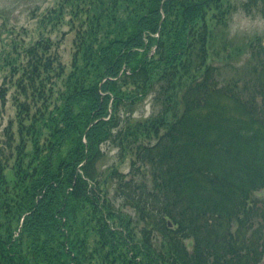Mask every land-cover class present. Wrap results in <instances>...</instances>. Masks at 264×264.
Returning a JSON list of instances; mask_svg holds the SVG:
<instances>
[{
    "label": "trees",
    "instance_id": "1",
    "mask_svg": "<svg viewBox=\"0 0 264 264\" xmlns=\"http://www.w3.org/2000/svg\"><path fill=\"white\" fill-rule=\"evenodd\" d=\"M228 4H60L51 19L67 14L76 33L73 67L49 85L60 59L46 41L25 51L36 115L24 127L17 101L18 124L36 150L16 151L4 130L0 264H264V95L212 80L210 59L233 53L209 54L208 23L226 27ZM146 101L151 115L135 117ZM108 144L131 156L129 174L119 156L102 163Z\"/></svg>",
    "mask_w": 264,
    "mask_h": 264
},
{
    "label": "rangeland",
    "instance_id": "2",
    "mask_svg": "<svg viewBox=\"0 0 264 264\" xmlns=\"http://www.w3.org/2000/svg\"><path fill=\"white\" fill-rule=\"evenodd\" d=\"M63 1L0 0V147L9 146L10 140L5 138L4 130L11 126L16 136L13 145V147L17 146L16 151L18 149L32 153L36 150L29 141L21 140L20 125L18 124L17 101L25 103V106L30 110V115H26L21 120L24 122V127L27 128L30 123H34L36 115V108L31 106V100L34 101V99L30 95L29 82L25 80L24 76L27 66L25 51L37 47L40 42L44 41L45 43L47 40L46 48H50L48 54L57 56V59L63 62L64 74L61 73L62 68L59 69L55 65L52 69L59 75H53L54 79L49 81V85H58L61 81L60 77L66 78L67 74L71 73L69 71L75 54L73 44L76 33L74 30H70L71 27H68V17L64 18L61 22L62 27L59 28L51 19H56L57 14H50L51 8ZM262 1L229 0V4L224 10L229 13L226 27L216 26L217 23L214 20L208 23L213 27L214 32L209 54L215 55L216 52H220V56H222L226 54V51L233 53L228 66L221 60L210 59L215 66L221 68V74L215 76V79L211 78L213 85L225 83L232 87L236 83L238 88L231 90L238 93L237 98L243 97L244 99L248 94L255 92H259L260 96L264 95V85L258 81L260 77H264V73L254 72V70L256 71L255 67L264 66V6ZM214 28H216L215 31ZM158 36L156 35V37ZM14 38L17 41L15 45H12ZM224 40H226V47L228 48L230 45L232 51L225 48L221 51ZM252 49L257 51L253 54ZM41 52L43 53V51ZM40 53H38L39 57ZM43 57L46 58L45 55ZM257 76V81H254ZM246 86L248 87L246 88ZM22 89H25L28 94H24ZM55 97L57 96L55 95ZM53 99L54 97L51 98V100ZM139 107L135 117L151 115L152 106L149 101L142 103ZM46 113L48 110L43 109L40 116ZM104 151L105 159L103 162L101 160L103 164L113 163L119 156V162L122 164L119 167L120 171L124 174L130 173L131 156L125 160L121 159V150L109 144L104 148ZM1 162L5 164L6 160L3 159ZM188 244L192 245V242Z\"/></svg>",
    "mask_w": 264,
    "mask_h": 264
},
{
    "label": "bare ground",
    "instance_id": "3",
    "mask_svg": "<svg viewBox=\"0 0 264 264\" xmlns=\"http://www.w3.org/2000/svg\"><path fill=\"white\" fill-rule=\"evenodd\" d=\"M61 4V3H60ZM60 4L58 3V5L56 6V7H53V8H51L52 10H51V12H50V14H55L56 13V11L57 10H59V6H60ZM65 17H67V16H65ZM64 17V18H65ZM61 22H63V20H61ZM61 22H60V20H56L55 21V26H57L58 25V27L59 28H61L62 26V24H61ZM68 27H70V26H68ZM11 28V27H10ZM13 29V28H12ZM71 31H72V28L70 29ZM17 40V39H16ZM46 42H48L47 40H45ZM73 48H74V45H73ZM73 61V60H72ZM62 62V61H61ZM62 64H63V62H62ZM73 67V66H72ZM72 67H71V69H72ZM80 68H82V67H80ZM71 69H70V72H71ZM64 71V70H63ZM62 70H61V73L63 72ZM1 166L5 169H9V164L6 162L5 164L3 163V164H1ZM4 171V170H3ZM9 171V170H8Z\"/></svg>",
    "mask_w": 264,
    "mask_h": 264
}]
</instances>
